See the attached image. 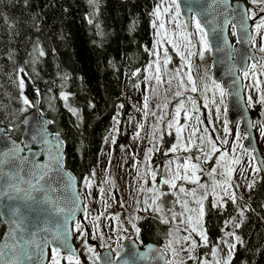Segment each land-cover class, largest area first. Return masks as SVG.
<instances>
[{"label":"snow or ice","instance_id":"6c2138e0","mask_svg":"<svg viewBox=\"0 0 264 264\" xmlns=\"http://www.w3.org/2000/svg\"><path fill=\"white\" fill-rule=\"evenodd\" d=\"M250 3L259 9V13L264 14V0H250ZM153 16L155 20L152 26L157 29V48L151 52V55L155 57V70L149 77V82L155 80L156 85L166 83L170 89L172 80L165 81L164 77L168 71L167 65L171 62V57L168 48L164 47V59L161 61L159 48L165 43L171 45L180 57L181 68L188 69L187 72H182L181 68L174 70L173 78L178 79L179 89L175 92V96L182 97L185 92L200 93L204 97V106L207 107L209 103L207 93L211 90V103L216 106L217 119L221 118L223 109L224 132L226 135H232L226 118L228 111L226 97L230 95L228 88L223 82H218L216 79L211 80V88L207 83L199 85L191 74V57L198 55L202 60L206 53H220L222 55L219 62L225 63L231 68L234 66L236 55L240 50L229 41V29L231 35L237 38L236 43H251L254 47L256 37L247 34V22L253 20L256 35L264 36V31H262L264 30V15H259L257 19L258 13L252 8H241L239 4L233 5L231 0H161L154 9ZM184 16H187V21H184ZM165 17L174 26L171 35L165 26ZM156 21L159 23L157 24ZM193 27L194 31L191 30ZM177 29H179V33L176 31ZM193 36L196 37L195 42L192 39ZM194 48L197 51H193ZM259 51L264 53V45L259 48ZM39 54L44 55L43 51H40ZM249 58L242 57L244 62L242 76L247 79L251 75L253 86L257 91H260L261 81L257 78V73L259 71V75H264V64L258 65L254 62L248 65L247 59ZM147 67L152 70L153 64H149ZM19 72L24 73V69L20 68ZM235 83L234 79L233 84ZM27 87L26 79L18 78L17 88L22 107L17 111L23 114L29 108L35 109L31 126L26 130V140L17 142L12 139L11 133L17 130L14 122L0 128V224L6 226L5 230L0 232V264H62V262L81 264L76 249L71 243L73 239L83 243L89 254L90 264H156L157 261H162L163 264H187L188 260L196 261L197 264H232L236 243L241 242L235 232H227L225 235L234 237L236 243L222 241L228 249L226 257L219 256L218 246H214L210 250L213 258L211 261L207 259L206 254L197 256L196 250L198 247H207L209 243L207 231L203 226L206 212L211 209L226 208L225 198L236 204L237 197L231 189L234 187L232 182L236 170L234 166L240 163V158L235 155L237 148L242 153L248 152L252 161L256 159L249 149L240 143L241 139L248 137L246 134H241L239 127L235 129L233 147L230 152L218 147L212 139L207 140L209 147L205 151V137H197V128L193 126L189 135L183 137L182 133L187 125L179 123L182 111L185 120L192 118L190 112L198 111L196 100L191 96L187 97V102L191 104L190 110L186 108L184 100H180L175 107L173 120L167 125L168 129H172L175 125L176 142L164 152V155L175 154L180 150L191 152L189 145H193L203 156H187L183 163L176 164L175 169L171 168L172 161H169L166 175L159 183L155 169L150 173L146 171L145 175H150L152 180V186L147 191L152 195L143 201L142 209L139 207L136 209L138 212L150 211L154 214L153 219H158L165 225L173 224L174 227L168 230V239L162 249L146 245L144 250H141L140 246L143 245V241L140 240L141 228L137 224L141 217L133 216L129 221L135 238L119 235L121 232H127V229L120 223L119 216L111 217L117 221L118 225L114 229L117 233L115 241L117 247L112 248L102 232H89L86 230L87 226L77 220L78 212L83 213L84 218H87L88 206L83 203L81 193L75 187L76 178L66 170L65 157L62 153L64 142L60 139L59 133L55 134L54 141L50 140L51 134L47 126L52 121L43 119V114L36 108L35 102L25 94ZM151 90L156 91L155 88ZM62 99L67 100V96L62 94ZM247 103L248 106H252L251 96L248 97ZM259 103L264 104V92L260 93ZM142 105L145 110L144 114L147 115L149 111L147 96L143 97ZM167 106L165 104L163 107L167 108ZM121 107L123 106L121 105ZM162 119L161 116L160 120ZM195 119L198 123L200 122L199 116H196ZM21 123L27 124L28 120L25 119ZM139 128L142 129L143 125H139ZM204 131L206 132L207 129ZM139 135L138 131L136 136L139 137ZM262 135H264V126H262ZM153 138H155V131ZM160 139L163 140V136ZM196 140L199 141L198 144ZM153 142L154 148L149 149L145 154L146 161L155 150V139ZM221 143L227 145L228 141L225 139ZM213 155H216L214 166L207 170V174L212 177V183L209 186L207 183H201L200 174H203L205 169L194 163V160L203 159V162L207 163ZM42 156L46 159H41ZM249 167L252 168L253 173L264 171V166L250 164ZM217 176H222L224 179L217 182ZM178 181L195 184L197 188L186 189L182 184H178ZM254 183L255 181L247 185L249 190ZM83 184L86 189L90 190L92 187V181L89 178H83ZM165 185L171 191L162 190V186ZM235 187H239V185H235ZM217 188L222 194L217 193ZM199 190L202 191L198 194ZM99 191L100 198L103 199L104 189L100 188ZM141 191L144 189L141 188ZM181 194L184 199H181ZM210 194L212 199L209 201ZM90 195L91 192L88 191L85 198ZM166 196L175 197L172 201L173 207H169L167 210L164 206L166 203L164 197ZM187 197L192 198L196 207L190 206ZM205 201H208L209 205L207 210ZM139 203L137 201V204ZM176 204H180L182 211L174 210ZM240 215L243 216V210ZM99 219V216L92 217L94 229L99 228L97 223ZM232 223H234V218L225 221V226ZM239 226V224H235V227ZM181 231L186 232L187 235L181 236ZM193 233L199 236L201 244H198L193 238ZM97 238L101 241L99 245L89 244V239ZM122 240H129L131 243L122 244ZM97 247L109 248L110 251L101 253L97 251ZM169 253L170 259L168 258ZM182 253H187V256H182Z\"/></svg>","mask_w":264,"mask_h":264},{"label":"trees","instance_id":"16d2710c","mask_svg":"<svg viewBox=\"0 0 264 264\" xmlns=\"http://www.w3.org/2000/svg\"><path fill=\"white\" fill-rule=\"evenodd\" d=\"M243 1L251 8L249 0ZM160 2L0 0V125L14 122L17 130L11 136L22 140L21 121L32 109L17 111L22 107L17 80L24 77L27 97L37 100L39 111L52 121L51 131L64 142L65 167L79 187L99 164L116 119L115 153L126 142L129 96L146 75L154 45L153 11ZM250 112L257 120V108ZM236 197V204L225 198L226 208L206 212L203 226L209 243L204 248L216 246L231 227L225 221L235 220L243 210L234 229L241 242L232 264H264V175ZM205 206L207 210L208 201ZM144 214L137 222L141 246L152 243L162 249L168 225L153 219L150 211ZM4 230L0 224V232Z\"/></svg>","mask_w":264,"mask_h":264},{"label":"rangeland","instance_id":"374dc122","mask_svg":"<svg viewBox=\"0 0 264 264\" xmlns=\"http://www.w3.org/2000/svg\"><path fill=\"white\" fill-rule=\"evenodd\" d=\"M250 2V0H249ZM160 4V3H159ZM253 11L258 13L257 19L259 18V9L254 7L250 3ZM156 8V7H155ZM154 8V9H155ZM264 15V14H262ZM155 20V17L153 16ZM166 28L169 30V35H171L173 24L168 22V18L165 17ZM184 22V21H182ZM158 24L159 21H156ZM255 22L253 21L251 31L252 36H255V46L251 44V47L255 49L261 58L260 64H264V53L259 51V48L264 45V36H257L255 33ZM194 31V27L191 29ZM179 33V29L176 30ZM264 31V30H262ZM157 29L154 28V45L153 49L157 48L156 40H157ZM229 37L232 44H236L235 37L231 35V30H229ZM179 39V36H177ZM195 42L196 37H192ZM168 48L169 56L171 57V62L167 65V73L164 77L165 81L168 79L172 80L171 87L169 89L166 83H162L161 85H156L155 80L149 82V77L152 76L155 66L154 60L155 57L151 55V59L149 64H153L152 70H149L146 66L145 78L142 79L139 83L136 84L134 92L129 96V101L132 106V112L130 118L125 122V129L127 134V139L124 145L119 146L118 150L115 153L114 145L117 138V127L118 120L114 121V127L110 134L108 135L105 144L103 146V151L100 157L99 164L97 167L90 173L87 177L92 181L91 189H86L83 182L80 187L81 198L83 199V203L87 205V218H84V225H86V230L89 232H102L105 240L108 244L111 245L112 248L117 247L115 241L117 240V233L114 229L117 228V221L111 219V217L119 216L120 223L124 228L127 229V232H121L119 235L122 236H131L135 238V233L132 230L131 223H129L131 217L139 216L143 217L148 214V212L144 211H136L137 207L143 208V201L151 197V193L147 191L152 186V180L150 175H145V172L149 173L155 169L157 171V182L166 175V169L169 166V161H172L171 168L175 169L177 163H183L185 157L187 156H203L201 152L197 150V148L193 145H189L191 148V152H184L183 150L178 151L177 153H169L168 155H164V152L176 142V133H175V125L172 129H168L167 125L173 120L175 114V107L180 100H184L185 106L187 109H191V104L187 102V97L191 96L196 100V106L198 111L195 113L190 112V116L192 118L185 120L184 112H181L179 117L180 125H187V128L182 133L183 137H187L189 132L192 130L193 126L197 128V137L204 136L205 137V151L208 150L207 140L212 139L218 147L229 151L233 147V137L235 135V127L234 130H231L228 123V128L230 129L232 135H226L224 132L223 120L225 115L222 114L221 118L217 119L216 106L211 103L212 100V92L211 90L207 93L209 103L207 107L204 106V97L200 93H190L185 92L184 96L176 97L175 92L178 89V79L173 78L174 70L177 68H181L182 62L180 60L179 55L172 49L171 45L165 43L162 47L159 48L160 51V59L161 61L164 59L163 56V48ZM198 47V46H197ZM193 51H197V49H193ZM152 52V51H151ZM192 69L191 74L197 80L199 85H203L207 83L209 88H211V80L212 76V65L210 59V53H206L204 58L201 60L200 57L192 56L191 57ZM258 64V65H260ZM182 72H187V68H181ZM257 78L261 81L260 91L253 86V80L251 75L245 79L246 87H245V95L246 101L248 97L251 96L253 104L252 106H248L253 108L256 106L258 112V119L253 121L254 128L256 131V140L257 145H259V149L261 150L262 157L264 158V135H262V126H264V104L259 103V96L261 92H264V75H259V71L257 73ZM155 88L156 91L153 92L151 89ZM30 89L28 87L25 90V94ZM148 97V105L149 111L148 114L145 115V110L143 109L142 100L143 97ZM226 97V105H227ZM167 104V108L163 106ZM248 104V103H247ZM155 113V115H153ZM163 117L160 120V117ZM196 116H199V123L195 119ZM227 118V113H226ZM143 125V128H139V125ZM204 129H207L205 132ZM139 131V137L136 136V133ZM155 131V138H153V132ZM171 133V134H169ZM242 135H244L241 132ZM161 136H163V140H161ZM155 139V150L152 151L148 160H145V154L148 153L149 149L154 148ZM195 139V138H194ZM227 140L228 144L223 145L221 143L222 140ZM114 141V142H113ZM244 139H241L240 143L243 145ZM198 144L199 141L196 140ZM231 154V153H230ZM218 155V154H217ZM236 156L240 158V163L235 165V172L232 177L233 189L232 191L236 194H245L248 190L247 185L252 183L253 181L259 180L261 176V172L253 173L252 168L249 167L250 164L258 166L255 161L250 159L248 152H241L239 148L235 153ZM216 159V155H213L212 159H210L207 163L201 160H194V163L201 165L202 168L205 169L203 174H200L201 183H207L211 186L212 177L207 174V170L214 166V160ZM93 173L95 174L93 176ZM224 177L217 176V182L223 180ZM147 181V183H145ZM178 184H182L186 189H196L197 186L192 183H185L183 181H178ZM235 185H239V187H235ZM100 188L104 189L103 199H101V193L99 191ZM141 188L144 191H141ZM162 190L171 191L167 188V186H162ZM88 191L91 192L90 197H86ZM202 190L198 191L201 192ZM217 193H220V189L217 188ZM209 197L212 199L211 194ZM175 199L174 196L164 197L165 210L169 207H173L172 201ZM181 199H184L183 194H181ZM190 202L191 207H196L195 203L192 202L191 197H187ZM137 201L140 203L137 204ZM174 210L176 212L182 211L180 204H176L174 206ZM99 216L98 220V229L93 228L92 217ZM241 215L238 213L234 220V223L231 224V227L225 232H235V224H238L240 221ZM138 222V221H137ZM111 226V227H110ZM169 229L173 228V224H168ZM236 234V232H235ZM181 236L187 235L186 232L181 231ZM237 235V234H236ZM193 238L197 241L198 244H201L200 238L195 233L192 234ZM98 244L101 243L100 239H90ZM227 240L230 243H236L234 237L226 236L225 234L220 239L219 243L216 245L219 248V256L226 257L228 253V249L225 247L222 241ZM76 246L80 250L79 259L81 264H90L89 254L87 249L83 246V243L80 240L74 239ZM124 240L121 241L123 244ZM167 242V240H166ZM165 242V243H166ZM83 246V247H82ZM164 246V245H163ZM82 247V248H81ZM101 249H109V248H101ZM211 250V249H210ZM210 250H206L204 247H198L196 250V255L200 256L201 254H206L207 259L211 261L213 258L210 254ZM182 256H187V253H182ZM168 258L170 259V253L168 254ZM187 264H197L196 261L188 260Z\"/></svg>","mask_w":264,"mask_h":264},{"label":"water","instance_id":"95a60500","mask_svg":"<svg viewBox=\"0 0 264 264\" xmlns=\"http://www.w3.org/2000/svg\"><path fill=\"white\" fill-rule=\"evenodd\" d=\"M231 2L233 5L239 4L241 8H248L246 3L243 0H234V1L231 0ZM184 21H187V16H184ZM247 23H248V33L247 34L252 35L251 33L252 21L248 20ZM247 34H244V35H247ZM228 39L231 42L230 37H229V31H228ZM236 39L237 38L235 37V40ZM234 46L240 51H239V54L236 55V61L234 62V66H232L231 68L227 64L219 62L222 54L220 53L210 54L211 62L213 66L212 76H213V79H216L218 82H223L230 92V95L228 96V99H227V109H228L227 120H228L230 129L234 130L235 127L238 125L241 132L243 134H246L248 137L247 139H244L243 146L249 149L252 155L256 157L255 162L258 166H264V160L261 156V153L259 151V148L256 142L255 131L253 128L252 115L245 102L244 93H243V85H242V80L240 76V74H242V69L244 67V62L242 60V57H250L249 59H247L248 65L250 63L252 64L256 62L257 57L255 54V51L251 48V43H239V44L236 43V45ZM234 79L236 80L235 84H233ZM33 102H35L36 108H38L37 100L34 99ZM34 111L35 109H31V111H29L23 117V120L27 119L28 123L23 124L22 140H26L27 138L26 130H28L31 126L32 116H33ZM43 119H46V118L43 116ZM0 128H3V127L0 125ZM47 128H48L49 133L51 134L49 137L50 140L54 141L55 134L51 131L50 124L47 126ZM17 142H20V141H17ZM53 151H55L54 148H53ZM62 153L64 155V146L62 148ZM41 159H46V157L42 156ZM261 173L264 175V171H261ZM75 187L77 188V190H79V184H78L77 179H76ZM76 218L77 220L83 221V218H84L83 213L78 212L76 214ZM71 243L75 247L74 239L72 240ZM130 243L131 241L125 240L123 244H130ZM148 245H152L155 248L159 249V247L156 246L155 244L150 243ZM140 248L141 250H144V247H140ZM108 251L109 250H100L99 252L107 253ZM76 252H77V249H76ZM77 255H78V252H77ZM156 264H163V262L157 261Z\"/></svg>","mask_w":264,"mask_h":264},{"label":"flooded vegetation","instance_id":"af4514ba","mask_svg":"<svg viewBox=\"0 0 264 264\" xmlns=\"http://www.w3.org/2000/svg\"><path fill=\"white\" fill-rule=\"evenodd\" d=\"M259 15H262V14H259ZM254 51H255V54H256V57H257V61H256V63H258V64H260V62H261V58L259 57V55H258V53H257V51L255 50V49H253ZM211 54V53H210ZM249 65H251V63L249 64ZM240 76H241V80H242V85H243V93H244V95H245V87H246V85H245V83H246V80L244 79V77L242 76V74H240ZM264 88V87H263ZM245 101H246V98H245ZM246 103H247V101H246ZM247 106H248V104H247ZM249 109H254V110H256V106H254L253 108H250L249 107ZM252 115V114H251ZM256 132V131H255ZM259 146V145H258ZM260 147V146H259ZM258 147V148H259ZM259 151H260V153H261V150L259 149ZM261 156H262V153H261ZM264 159V158H263ZM82 224H84V220L83 221H80ZM125 241V240H124ZM89 244L90 245H99L97 242H94V241H92V240H90L89 239ZM76 245V244H75ZM83 247V246H82ZM81 247V248H82ZM76 248H77V251H78V256H80V250H79V248L76 246ZM100 250H110V249H101V248H99V247H97V251H100Z\"/></svg>","mask_w":264,"mask_h":264}]
</instances>
